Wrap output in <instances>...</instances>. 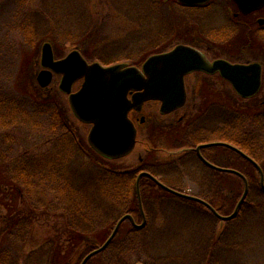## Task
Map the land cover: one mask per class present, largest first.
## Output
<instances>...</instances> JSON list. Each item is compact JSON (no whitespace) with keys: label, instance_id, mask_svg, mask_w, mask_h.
I'll use <instances>...</instances> for the list:
<instances>
[{"label":"rangeland","instance_id":"1","mask_svg":"<svg viewBox=\"0 0 264 264\" xmlns=\"http://www.w3.org/2000/svg\"><path fill=\"white\" fill-rule=\"evenodd\" d=\"M210 1V7L221 9L225 18L228 17L225 12L227 0ZM131 2L132 0H0V157L6 155L2 152H8L7 156L11 159L40 156L37 157L40 161L34 164L41 163L54 142L48 128L58 120L61 124L60 133L57 128L58 135L63 133L64 136L67 133L69 137L64 139L75 150L74 156L64 151L60 154V157L69 155L66 162L69 168H77L85 161L94 164L95 161L113 171L133 170L136 172L135 188L139 174L148 173L160 183H170L173 188L164 186L198 198L196 193L202 187L209 188V183L203 180L207 170L201 165L202 162L195 159L194 149L200 144L208 143L202 141L218 137L217 130L223 128L220 113L244 109L262 110L264 107V33L261 35L264 29H258L255 24L247 32L246 28H239L231 23L227 32L218 38V49L214 51V56L232 64L257 62L261 65V87L256 95L242 98L229 83L217 75L190 73L184 79L185 104L164 115L159 112L157 102L145 103L141 111L129 115L137 132L133 150L124 158L106 160L93 155L94 151L87 142L90 125L81 123L72 114L68 96L58 88L59 76L55 75L46 86H41L37 80L43 71L41 53L44 44L50 45L55 58L77 50L88 63L99 62L103 66L125 63L141 67L148 56L169 51L175 45L207 47L203 41L214 38L208 30L218 27L215 22H218L219 15L213 13L215 10L205 8L203 12H192L177 9L175 2L170 0L159 3L161 22H154L149 18L151 22L143 23L133 12ZM166 32L171 33L169 37ZM165 37L168 39H164ZM79 85L80 82L74 84L72 91H76ZM211 101L219 109L216 106L210 107ZM24 112L28 114L27 117L19 116ZM8 114L11 115L6 122L11 120L15 124L4 130L2 122ZM140 118L143 119L142 122ZM263 129L264 127L261 134ZM8 134L10 137L5 136ZM262 136L264 137V133ZM262 140L264 143V138ZM212 153L214 165L230 169L224 164L234 162L232 156L227 159L225 155L217 157L216 151ZM255 157L260 158V161L264 160V149L255 148ZM178 160L184 166L173 169ZM253 162L262 172L264 185V170L259 164L261 162ZM14 169L17 171L21 166H15ZM247 171V174L258 179L259 189L262 190H252V199L250 197L248 203L242 204L239 213L227 221L219 220L198 202L170 193L153 180L152 184H146L144 178L150 179L149 177H140L139 197L136 192L138 211L133 215H126L132 217V222L129 221L135 225H141L145 219L142 228L146 226L151 242L142 261L147 264H264V189L259 170H256L259 174L253 168L248 167ZM221 173L217 176L220 179L223 176ZM212 182L214 189L220 190L222 196H225L226 189L233 188L231 183L225 181ZM30 187L35 189L36 197L48 199L50 189L46 180L33 183ZM243 191L242 185L239 198L237 196L227 203V208L207 204L218 215L229 216ZM19 209L22 214L29 216L28 226L23 238H19L18 247L10 246L11 249H7L5 246L8 242L4 240L3 229L11 222H7L10 217L0 205V246L4 251L1 252L0 264H35L32 254L39 248L42 251L37 261L41 264H46L43 252L51 247L59 249L58 256L62 253L69 254V229L63 213H50L43 209L31 212L25 203L20 204L17 207ZM92 243L94 242L88 240L84 242L83 254H75L70 264H81L89 253L100 247L93 246ZM130 260L129 264H143L134 257Z\"/></svg>","mask_w":264,"mask_h":264},{"label":"trees","instance_id":"2","mask_svg":"<svg viewBox=\"0 0 264 264\" xmlns=\"http://www.w3.org/2000/svg\"><path fill=\"white\" fill-rule=\"evenodd\" d=\"M164 1L166 2L167 0H132L131 7L133 12L136 13V16L140 17V22H148L149 18H151V21L161 22L160 16L162 15L160 13L159 3L162 4ZM251 28L253 26L249 29L246 28L247 30L245 31L248 32ZM226 32L227 30L221 31V34L224 35ZM263 33L264 31H261L262 36ZM170 34L166 32L168 37ZM168 37L164 39H168ZM220 114L223 117V128L217 130L218 137L202 142H226L239 149L252 161L256 163L261 162L259 164L262 165V169L264 170V160L260 161V158L255 157V148L264 149L262 140L264 138L262 136L264 132L261 134V130L264 127V107L262 110L244 109L234 110L233 112L223 111ZM10 115H6V118L2 122L4 124H2V127L5 128L4 130L9 129L10 125L14 126L15 124L11 120L6 122ZM19 116L27 117L28 114L24 112V114L21 113ZM60 127L61 124L58 120H55L53 125L48 128L54 142L51 148L46 151L47 157L41 163L34 164L40 161V159H37L40 156H20L17 158L12 157L11 159L10 156H7L8 152H2V154L4 153L6 155H2V158L0 157V196L2 198L0 205L5 208L6 215L10 217V219H7V222H11L3 229L4 240L8 242L7 246H5L7 249H11L10 246L18 247L20 239L23 238L26 232L25 228L28 226L29 216L22 214L21 209L17 210L20 204L25 203L31 212L43 209L50 213H63L66 217L69 229V242L71 243H68L71 247L69 246L70 248L67 249L71 251L69 254L64 255L62 253L58 256L59 249L55 248V246L45 250L43 252L45 259L43 258V260L46 264H52L53 262L70 264L75 254L77 256L83 254L84 242L87 240L93 241V246H101L107 240V237L119 218L126 214L133 215L135 211H138L135 188L136 172L133 170L127 172L109 170L97 164L95 161L94 164L91 162L86 163L85 161L84 164H79L80 166L77 168H69L66 165L67 157L70 153L71 156H74L75 150L71 148L72 144L64 139L66 136L69 137L67 133H64V136L63 133L60 136L58 135L60 133ZM5 136L10 137L9 134ZM63 151L68 154L67 156L60 157ZM215 151L217 152V157L223 155L227 159L229 158L228 156L233 157L234 162H227L224 166L240 172L246 178L248 193L242 204L248 203L251 197V191L261 187L258 186L259 181L255 176L247 174V168H253L256 173L258 172L256 171L257 169L240 154L226 147H207L201 149V154L206 160L215 164L212 155V152ZM9 154L11 155L12 153L9 152ZM93 155L100 157L94 152ZM195 159L200 163L196 156ZM15 166H21V169L15 171ZM182 166L184 165L178 160L172 168H181ZM189 166L192 165L189 164ZM203 166L207 170L206 177L203 180L205 183H209V188L202 187L196 193V196L214 206L227 208V203L231 202L237 196L239 198L242 185L244 186L243 180L235 174L221 173L211 170L205 165ZM187 170L189 171L188 167ZM220 173L223 174L221 179L217 177L220 176ZM144 179L146 184L153 183L150 179ZM45 180L49 183L50 193L48 194V199L46 198L44 200L41 196L36 197L35 189L30 187V185ZM214 180L217 183L218 181H221V183L223 181L231 183L233 188L226 189L225 196H222L220 195V190L214 189L212 184ZM162 183L169 187L173 186L166 181ZM147 233L146 226L138 229L129 220H125L120 225L117 235L109 243L108 247L90 258L86 264H129L132 257L136 258L138 262L147 264L145 261H142L145 257L143 254L151 242ZM41 251L39 248L36 253L32 254L35 264H41V262L37 261V257H39ZM1 252L4 251L0 246V256Z\"/></svg>","mask_w":264,"mask_h":264},{"label":"water","instance_id":"3","mask_svg":"<svg viewBox=\"0 0 264 264\" xmlns=\"http://www.w3.org/2000/svg\"><path fill=\"white\" fill-rule=\"evenodd\" d=\"M177 1L187 7L208 2V0ZM233 2L242 14H248L264 6V0H233ZM41 64L52 72L62 75L59 88L69 94V105L74 116L80 122L91 126L87 135L89 146L98 155L111 160L125 157L134 148L136 129L128 117L131 111L139 112L143 104L148 101H159V111L162 114H169L184 105L186 97L184 77L188 73L218 72L220 77L228 82L236 94L242 98L254 96L261 86L259 63L232 64L222 59L210 63L198 50L183 44L176 45L170 51L148 57L141 68H138L124 63L107 67L96 62L88 64L77 50L70 52L62 60L53 61L50 45L45 43ZM51 71L40 72L38 80L41 86L48 85L52 76ZM79 80H82L80 88L71 93L72 85ZM212 146L227 147L256 166L261 173V186L264 189L262 172L248 156L227 143L211 142L200 144L195 148L197 156L206 166L216 171L235 174L244 181L243 194L231 215L226 217L218 215L206 202L178 193L164 186L148 173H141L137 178V196L139 197L138 180L142 176H147L170 193L203 204L220 220L232 219L244 201L248 184L239 172L215 166L201 156V148ZM139 206L141 208V205ZM126 219L132 222L130 215L122 216L102 246L89 253L81 264H85L92 255L103 251ZM144 222L145 219L141 225L133 224L137 228H142Z\"/></svg>","mask_w":264,"mask_h":264},{"label":"flooded vegetation","instance_id":"4","mask_svg":"<svg viewBox=\"0 0 264 264\" xmlns=\"http://www.w3.org/2000/svg\"><path fill=\"white\" fill-rule=\"evenodd\" d=\"M172 1L175 2L174 6L177 9L188 10V11L190 10L192 12L193 11L203 12L205 10V8H207L209 10H211V9L215 10L216 12H213V13H216V14L219 15V17L217 18L218 22H215V23L218 24V27H215V28L213 27L214 28L213 30H212V28H210L211 32H210V29L208 30V32L211 35H213L214 38H212L210 40L203 41L204 44L206 43L208 45L207 47H205L204 45H201V43H200V45L202 47L188 45V46H191V47L195 48L196 50H198L203 56L206 57V59L210 63H212L213 61L219 59V57L214 56V51L215 50L217 51V49H218V45L216 43L219 42L218 38L222 35L221 31L227 30L228 25L232 26V24H233L235 26H238L239 28L242 27V28L249 29L251 26H253V25L255 26V24H256V25H258L259 28H264V6L262 8H260V9H258V10L252 11V12H250L248 14H242L239 11L238 7L231 0H227L228 1V6L227 7L225 6V12L228 15V17L225 18V16H224V14H223L221 9L215 8V7H210V5H211V1L210 0L206 4H198V5H194L192 7L184 6V5L180 4L177 0H172ZM229 2L231 3L230 6H229ZM232 17H233V20H232ZM212 31H213V34H212ZM201 39H204V38L201 37ZM51 52H52L53 61L62 60L66 56V55H63L60 58H55L54 55H53V49L52 48H51ZM207 54L208 55L210 54V56H208ZM41 57H42V53H41ZM41 62H42V59H41ZM41 68H42L43 71H51L50 69H48L46 67H43L42 65H41ZM192 73L205 74V75H209V76L217 75L219 77L218 72H216L214 74H207V73H203V72H192ZM55 75L59 76V83H58V88H59L60 82H61V78H62V76L60 74H56V73L52 72L50 83L53 80V77ZM157 103L160 105V102H157ZM209 106L210 107L216 106L215 102L211 101ZM216 108L219 109L218 106H216ZM132 113H135V112H131L130 114H132ZM141 120H142V118H140V122H142Z\"/></svg>","mask_w":264,"mask_h":264}]
</instances>
